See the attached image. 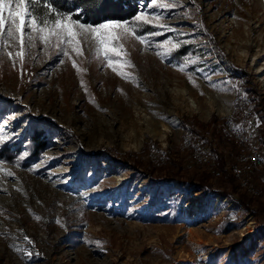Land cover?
Returning a JSON list of instances; mask_svg holds the SVG:
<instances>
[{"label": "rangeland", "instance_id": "rangeland-1", "mask_svg": "<svg viewBox=\"0 0 264 264\" xmlns=\"http://www.w3.org/2000/svg\"><path fill=\"white\" fill-rule=\"evenodd\" d=\"M141 3L145 19L100 23L127 29L113 30L107 57L96 34L75 26L79 52L55 38L45 45L27 27L35 46L25 35L22 58L17 41L0 39V146L17 149L0 157V264H264V227L253 207L222 197L215 180L204 190L154 183L145 168L114 157L142 156L149 168L159 166L164 159H150L146 144L168 154L198 122L213 115L226 121L232 87L241 86L230 77L234 68L246 73L258 99L259 115L250 108L242 132L254 137L264 127V0ZM29 7L38 26L48 20L51 28L59 14L36 15L32 0ZM32 127L49 140L31 159ZM205 134L211 158L216 144ZM253 137L246 143L262 157ZM256 175L264 183V164L249 174L252 185ZM192 195L200 197L199 210L188 212L189 225Z\"/></svg>", "mask_w": 264, "mask_h": 264}, {"label": "trees", "instance_id": "trees-1", "mask_svg": "<svg viewBox=\"0 0 264 264\" xmlns=\"http://www.w3.org/2000/svg\"><path fill=\"white\" fill-rule=\"evenodd\" d=\"M142 0H35L33 3L34 12L36 15H43L44 11L59 14H74L73 19L79 20L83 23L98 25L106 20L126 21L138 15L142 7ZM32 8V7H31ZM234 73H230L233 81L243 87L244 97L247 99V104L251 108L254 115H259L257 112V98L254 88L248 84L246 80V73L239 68H234ZM261 124L264 118L258 116ZM251 119V118H250ZM249 119V121H250ZM233 120L235 124L239 123V115H234ZM225 119H220L217 116H212L207 122H198V129L190 128L192 132L191 144L192 146H200L204 148L208 139L205 132L209 131L211 137L215 140L216 147L211 151V163L199 166L189 157V150L182 152L180 149H173L164 158V162L159 166L154 165L149 168L144 161V158H131L129 154L119 155L115 154V160L122 163H129L133 167L145 168L146 175L154 182L164 183H193L194 186L204 189H211L213 186L212 180H215L214 185L217 187V192L222 197H231L239 206L246 209L253 207L252 213L255 216L258 226L264 227V183L260 182V176L253 177V185L261 190V194L255 198H246L245 192L241 189L236 190V179L230 172V165L233 161V156L239 152L247 151L249 144L246 143L245 138L242 140L228 139L222 126ZM246 131L243 130V134ZM26 140L29 142V158L37 157L46 143L49 136L43 129H35L26 131ZM254 145H261L264 151V127L257 126L252 140ZM155 143H148L145 145V151ZM17 146V145H16ZM157 148V146H156ZM15 144H2L0 146V157L4 155H12L16 153ZM104 154H111L112 150H102ZM264 164V152L262 155ZM229 188L231 192L227 191Z\"/></svg>", "mask_w": 264, "mask_h": 264}, {"label": "snow or ice", "instance_id": "snow-or-ice-1", "mask_svg": "<svg viewBox=\"0 0 264 264\" xmlns=\"http://www.w3.org/2000/svg\"><path fill=\"white\" fill-rule=\"evenodd\" d=\"M32 2L34 3L35 0H32ZM151 2L155 3V0H151ZM158 6L162 8L170 7L168 4ZM73 15H79V13L58 14L53 20V26L51 28L48 26V20H44L43 24L38 26L37 17L33 15L30 10L29 0H0V39H12L17 41L21 47L16 55L22 58L24 55L23 46L25 35H27L30 46H35L33 43L35 37L25 33V28L27 27L31 29L32 33H39V39L45 45H50L51 39L55 38L57 46L60 43L67 42L74 45V50L79 52V45L76 43L77 33L73 31V26H75L82 30L81 34L87 32L96 34V39L99 44L103 46L104 55L107 57L110 51V43L116 40L113 30L124 29L127 31L123 23H102L99 26L85 27L83 23L74 20ZM142 19H145L142 15L136 17V20ZM65 38H67L66 41ZM141 42H143V40ZM64 55H67V53L65 52ZM109 66H112L111 62H109ZM73 67H75V64H73ZM113 70H115V68ZM8 175H11V173H8Z\"/></svg>", "mask_w": 264, "mask_h": 264}, {"label": "built area", "instance_id": "built-area-1", "mask_svg": "<svg viewBox=\"0 0 264 264\" xmlns=\"http://www.w3.org/2000/svg\"><path fill=\"white\" fill-rule=\"evenodd\" d=\"M232 107L230 116L226 119L223 125L224 134L230 139L242 140L245 137L247 142H250L253 137V132L246 131L243 135L242 128L246 129L247 121L251 116L250 107L247 104V99L244 97L241 86L234 85L231 93ZM234 115H239V124H235ZM192 132L188 130L183 134L180 145L182 152L189 150V157L193 159L197 165L203 166L211 162L210 147L201 148L200 146H192ZM167 151L166 147L155 148L151 146L148 157L157 162L163 161ZM234 161L230 165V172L234 175L238 187L245 191L247 195L258 197L261 190L253 186L250 182L249 174L260 173L263 167L260 149L256 146H250L247 151L240 152L234 156Z\"/></svg>", "mask_w": 264, "mask_h": 264}, {"label": "bare ground", "instance_id": "bare-ground-1", "mask_svg": "<svg viewBox=\"0 0 264 264\" xmlns=\"http://www.w3.org/2000/svg\"><path fill=\"white\" fill-rule=\"evenodd\" d=\"M262 70V69H261ZM190 105H191V107L193 108V109H196L197 107H196V104H195V102L194 101H190ZM227 112V111H226ZM198 198H200L198 195H192V196H190L189 197V200H190V202H189V204L185 207V212H184V218L187 220V223L190 225V224H192V217H191V214L189 215L188 214V212L190 211V210H199L198 208H197V203H195V201L198 199ZM256 232V230H255V228L253 227V228H251V229H249V231L247 232V234L245 235L246 237H249V235H252L253 233H255Z\"/></svg>", "mask_w": 264, "mask_h": 264}]
</instances>
